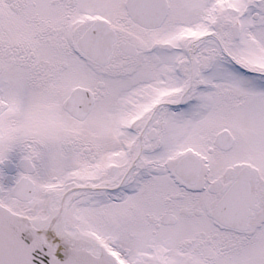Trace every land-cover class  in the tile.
<instances>
[{
  "label": "snow or ice",
  "instance_id": "obj_1",
  "mask_svg": "<svg viewBox=\"0 0 264 264\" xmlns=\"http://www.w3.org/2000/svg\"><path fill=\"white\" fill-rule=\"evenodd\" d=\"M0 264H264V0H0Z\"/></svg>",
  "mask_w": 264,
  "mask_h": 264
}]
</instances>
